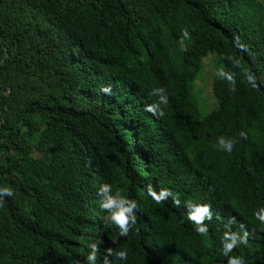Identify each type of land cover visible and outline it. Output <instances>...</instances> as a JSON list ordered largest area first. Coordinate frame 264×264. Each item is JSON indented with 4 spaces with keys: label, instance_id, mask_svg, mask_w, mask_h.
I'll return each instance as SVG.
<instances>
[{
    "label": "trees",
    "instance_id": "trees-1",
    "mask_svg": "<svg viewBox=\"0 0 264 264\" xmlns=\"http://www.w3.org/2000/svg\"><path fill=\"white\" fill-rule=\"evenodd\" d=\"M210 55L208 108L196 85ZM156 87L164 117L145 111ZM0 120V187L15 193L0 203V264H89L91 243L97 264L109 247L128 253L114 264H227L233 217L251 235L231 255L264 264L253 215L264 207V0H0ZM219 136L237 139L230 154ZM103 183L139 202L127 237L103 222ZM148 184L211 204L208 234L171 198L157 205Z\"/></svg>",
    "mask_w": 264,
    "mask_h": 264
},
{
    "label": "clouds",
    "instance_id": "clouds-1",
    "mask_svg": "<svg viewBox=\"0 0 264 264\" xmlns=\"http://www.w3.org/2000/svg\"><path fill=\"white\" fill-rule=\"evenodd\" d=\"M190 33L187 28L183 29L182 32V42L183 40L190 39ZM234 43L239 49L243 50L244 45L235 40ZM227 59L231 61L233 67H239L241 69V75L244 77V82L250 85L252 88L258 87L255 75L248 69L241 66V61L235 56H228ZM217 76L219 79L226 81L230 86V91H236V73L226 70L223 66L218 70ZM100 91L106 95L112 94L111 85L104 86ZM150 96H155L158 99L145 106V111L153 114L157 117H164L165 111L164 107L169 103V97L167 90L164 87H156L149 93ZM239 137L242 139H247V132L241 130ZM235 137H225L219 136L217 138V148L220 151L231 153L237 143ZM146 194L150 197L157 205L171 198L172 203L175 207L179 208L181 206L187 209L186 216L187 220L195 225V231L201 236H206L209 232V227L206 221H212L214 213L212 211V206L209 203H196L192 200H184L182 202L180 195L174 193L169 188H160L157 190L153 185L148 184L146 189ZM14 190L10 187H0V203L3 202L4 197L14 196ZM98 195L100 197L99 206L106 213L103 216V222L105 226H114L118 229V235L120 237H127L137 224V210L139 208V202L136 199L130 198L125 192L120 188H114L111 183H103L98 189ZM254 218L261 225H264V207L253 213ZM217 219L220 217L217 216ZM235 217L229 219L228 224L225 225V231L221 237L222 244V254L227 257V264H243V257L239 255H231L234 249L241 245H247L249 242V237L251 233L248 231L247 227L241 223L240 231H233L231 225L234 224ZM113 243H118V241H113ZM90 251L86 259L89 264H97L98 257L100 254V248L97 243H91L89 245ZM128 253L126 250H114L109 247L105 249L102 256V264H114L116 261H127Z\"/></svg>",
    "mask_w": 264,
    "mask_h": 264
},
{
    "label": "rangeland",
    "instance_id": "rangeland-1",
    "mask_svg": "<svg viewBox=\"0 0 264 264\" xmlns=\"http://www.w3.org/2000/svg\"><path fill=\"white\" fill-rule=\"evenodd\" d=\"M214 55H210L205 59V67L201 77L197 80L196 88L202 99L209 104L211 108L214 104L213 96V79H214Z\"/></svg>",
    "mask_w": 264,
    "mask_h": 264
},
{
    "label": "built area",
    "instance_id": "built-area-1",
    "mask_svg": "<svg viewBox=\"0 0 264 264\" xmlns=\"http://www.w3.org/2000/svg\"><path fill=\"white\" fill-rule=\"evenodd\" d=\"M2 124V120H0V125Z\"/></svg>",
    "mask_w": 264,
    "mask_h": 264
}]
</instances>
